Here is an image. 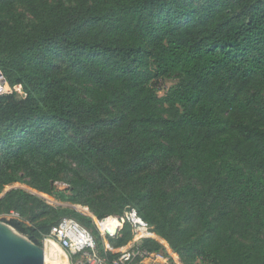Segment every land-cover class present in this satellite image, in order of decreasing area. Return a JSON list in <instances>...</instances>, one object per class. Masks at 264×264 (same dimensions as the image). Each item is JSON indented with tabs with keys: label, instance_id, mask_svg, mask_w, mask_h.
<instances>
[{
	"label": "trees",
	"instance_id": "1",
	"mask_svg": "<svg viewBox=\"0 0 264 264\" xmlns=\"http://www.w3.org/2000/svg\"><path fill=\"white\" fill-rule=\"evenodd\" d=\"M0 68L24 93L0 98V194L132 207L185 264H264V0H0ZM38 193L1 219L42 245L71 217L102 248Z\"/></svg>",
	"mask_w": 264,
	"mask_h": 264
},
{
	"label": "built area",
	"instance_id": "2",
	"mask_svg": "<svg viewBox=\"0 0 264 264\" xmlns=\"http://www.w3.org/2000/svg\"><path fill=\"white\" fill-rule=\"evenodd\" d=\"M8 92L7 76L0 68V98ZM11 215L19 216V213L12 211ZM90 216L102 238V248L99 247L95 234L71 217L62 218L52 227L50 235L42 240L43 247L46 240H54L66 252L72 264H185L165 240L152 232L150 224L135 208H127L122 215L99 218L92 213ZM111 218L119 220V224L108 223ZM125 223L132 226L133 237L129 243L114 248L108 238L117 236ZM117 228L118 232L114 234ZM146 238L160 241L166 251L155 252L142 247V242Z\"/></svg>",
	"mask_w": 264,
	"mask_h": 264
},
{
	"label": "water",
	"instance_id": "3",
	"mask_svg": "<svg viewBox=\"0 0 264 264\" xmlns=\"http://www.w3.org/2000/svg\"><path fill=\"white\" fill-rule=\"evenodd\" d=\"M9 89L11 90L10 85ZM7 191L4 190L0 198ZM117 232L118 228L115 229L114 234ZM0 264H52V262L45 255L42 245L33 242L28 235L16 230L0 218Z\"/></svg>",
	"mask_w": 264,
	"mask_h": 264
},
{
	"label": "rangeland",
	"instance_id": "4",
	"mask_svg": "<svg viewBox=\"0 0 264 264\" xmlns=\"http://www.w3.org/2000/svg\"><path fill=\"white\" fill-rule=\"evenodd\" d=\"M174 82L173 81H163V82H161L160 84H159V89H160V94L162 95V94H164L167 90H168V88L173 84ZM13 90H16V92H15V94H16V96H17V98L18 99H21L22 98V96H24V93H23V91H22V89H21V87L20 86H15L14 88H11V90L9 89V93H12V91ZM81 172H82V174L84 175V176H86V177H88V178H90V179H93L95 176H94V174H92V173H90V172H88L87 170H85V169H81ZM66 180H67V175H65L64 173H62L61 174V179L60 180H58V181H56V187L59 189V190H66V191H68L69 190V185H68V183L66 182ZM24 187V188H26V189H29V190H31V191H33V189L32 188H30L28 185H26V184H19V183H17V184H14L13 186H8V187H6L5 188V191L6 190H10L12 187ZM35 191V190H34ZM33 191V192H34ZM4 192V191H3ZM36 192V191H35ZM45 196H46V198L48 199V201L51 203V204H53V205H55V206H62V207H71V206H73V207H75V208H77L79 211H84L85 209H83L82 208V205H80V204H77V205H74V204H72V203H70V202H63V201H60V200H56V199H54L52 196H49V195H47V194H44ZM85 207H87V206H85ZM88 208V207H87ZM83 213H85V214H87V215H91L92 214V212H91V210L88 208L87 209V213L86 212H83ZM1 218V217H0ZM82 226H83V224H81ZM90 231H94V229L93 228H88ZM52 243L55 247H56V249H57V251L58 252H56V254H57V256H58V259H59V254H60V252H61V250L58 248L59 247V245L57 246L55 243H53L51 240H46V242H45V245H44V247H45V249H47V246H48V244L49 243ZM117 244V241L116 240H114V241H112V246L115 248L116 245ZM42 246H43V244H42ZM165 247V246H164ZM45 251V250H44ZM166 251V250H165ZM66 253V252H65ZM69 263L70 264H72L71 262H70V259H69ZM195 264H204L200 259L199 260H197L196 262H195Z\"/></svg>",
	"mask_w": 264,
	"mask_h": 264
},
{
	"label": "bare ground",
	"instance_id": "5",
	"mask_svg": "<svg viewBox=\"0 0 264 264\" xmlns=\"http://www.w3.org/2000/svg\"><path fill=\"white\" fill-rule=\"evenodd\" d=\"M83 209H85L83 212H86L87 213V207L85 206H82ZM108 223H113V224H116L118 225L119 224V220L115 219V218H111ZM53 243L56 244V242L54 240H51ZM57 245V244H56ZM58 246V245H57ZM61 252L59 254V261L63 264H70L69 263V260H68V256L67 254L64 252V250H62L60 247H58ZM45 255L49 258V260L52 262V264H55L54 261L49 257V255L45 252Z\"/></svg>",
	"mask_w": 264,
	"mask_h": 264
},
{
	"label": "crops",
	"instance_id": "6",
	"mask_svg": "<svg viewBox=\"0 0 264 264\" xmlns=\"http://www.w3.org/2000/svg\"><path fill=\"white\" fill-rule=\"evenodd\" d=\"M34 191V190H33ZM36 191V190H35ZM34 193H38V192H35ZM39 195L43 196L44 198H46V196L43 194V193H38ZM48 201V200H47Z\"/></svg>",
	"mask_w": 264,
	"mask_h": 264
}]
</instances>
